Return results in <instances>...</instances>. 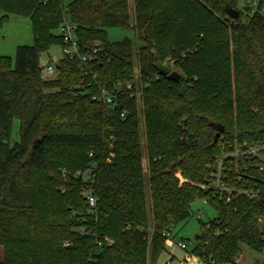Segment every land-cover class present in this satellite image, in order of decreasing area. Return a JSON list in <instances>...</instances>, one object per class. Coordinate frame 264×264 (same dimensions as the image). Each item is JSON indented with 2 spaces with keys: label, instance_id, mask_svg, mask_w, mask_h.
Segmentation results:
<instances>
[{
  "label": "trees",
  "instance_id": "16d2710c",
  "mask_svg": "<svg viewBox=\"0 0 264 264\" xmlns=\"http://www.w3.org/2000/svg\"><path fill=\"white\" fill-rule=\"evenodd\" d=\"M235 1L0 0V26L26 18L33 36L13 61L0 57V264H160L163 233L204 200L216 218L200 222L190 251L202 264L235 263L241 244L262 250L264 183L257 198L228 202L201 189L220 144L264 142V13L245 17ZM64 22L81 52L99 42L92 71L108 91L119 83L114 110L91 99L97 88L75 60L40 79ZM106 28L132 30L141 46L109 42Z\"/></svg>",
  "mask_w": 264,
  "mask_h": 264
},
{
  "label": "built area",
  "instance_id": "2783aa9c",
  "mask_svg": "<svg viewBox=\"0 0 264 264\" xmlns=\"http://www.w3.org/2000/svg\"><path fill=\"white\" fill-rule=\"evenodd\" d=\"M260 3L261 0H245L244 7L241 8V10L245 8L249 10V12L245 13V17H250L257 11L263 14L264 8L262 5L260 6ZM74 31V26L67 22H64L59 27L57 32L61 38L62 45L58 47L60 48L61 56L59 59L54 57L48 58L40 64V79L42 81L55 79L57 76L56 66L62 58L75 60L79 66V71L84 75H90L91 80L97 88V93L92 95L91 99L114 110L118 106L116 86L119 83L115 85V91L111 92L97 82V76L93 73L92 67L96 62L99 49L94 45L90 50L81 52L77 45ZM126 88L130 89V85H127ZM121 116L124 117V114H121ZM213 169L214 171L211 173L210 180L201 186L202 190H212L219 198H225L227 202L235 197H244L246 199L257 198L259 194L258 186L264 183V178L262 177L264 176V142H234L228 146L220 144L219 155L215 160ZM231 169L234 173L229 178L227 171ZM62 172L64 173V171ZM251 172H256L257 176H254ZM84 174H88V170L84 173L77 172L74 177H83ZM85 199L89 207L95 205V199L92 196L87 195ZM203 203L207 204V201L204 200ZM163 236L166 237V243L171 242L172 239L169 232H164ZM107 243L109 242L107 241ZM65 246H68V244H65ZM176 246L186 251L184 243L178 242ZM169 256L172 257L170 252ZM170 257L167 258V264L171 261ZM181 264H202V260L200 256L186 251V256ZM224 264L235 263L227 262Z\"/></svg>",
  "mask_w": 264,
  "mask_h": 264
},
{
  "label": "rangeland",
  "instance_id": "374dc122",
  "mask_svg": "<svg viewBox=\"0 0 264 264\" xmlns=\"http://www.w3.org/2000/svg\"><path fill=\"white\" fill-rule=\"evenodd\" d=\"M75 0H61L63 6ZM237 9L244 7L245 0L235 1ZM241 11V10H240ZM57 33V32H56ZM105 37L109 42H120L125 39L129 40L132 45L133 54L141 46V43L136 38L132 30H124L119 28H106ZM33 44V36L31 31L30 22L26 18L10 16L0 26V57H8L13 61L15 56V50L19 46H31ZM99 42L94 41L92 45H98ZM61 56L60 48L58 46H52L47 51L41 53L39 63L42 64L48 58L59 59ZM135 69L134 73L137 74ZM178 73V71H176ZM138 97L136 98L137 104H139ZM19 141V122L17 119H13L11 126V133L9 138V144L13 145ZM223 144V143H222ZM145 168V161H143ZM198 215V217H197ZM216 218L215 211L203 201H197L190 207L189 218L177 224L172 231L171 242L165 243L166 252L159 258L160 264H167L166 259L169 256V252L175 257V260L170 257L169 264H181L186 256V251L189 252L195 246L196 236L200 234V222L207 223L208 221ZM182 242L186 246V251L179 249L176 243ZM1 258V256H0ZM169 260V259H168ZM235 264H264V246L261 251H254L247 246L241 244L240 250L234 259Z\"/></svg>",
  "mask_w": 264,
  "mask_h": 264
},
{
  "label": "water",
  "instance_id": "95a60500",
  "mask_svg": "<svg viewBox=\"0 0 264 264\" xmlns=\"http://www.w3.org/2000/svg\"><path fill=\"white\" fill-rule=\"evenodd\" d=\"M225 11H226L227 16L232 20H236L239 16V12L237 10L231 8L229 5L226 6ZM56 68L58 69V66H56ZM160 75L166 77V79L168 81H172V82H177L181 78V76L178 73H176V72L168 73L165 70H160ZM215 130H216V132H215L214 137H213V144H216L218 138L223 133L224 129L222 126L217 125ZM197 239H198V236L195 237V240H197Z\"/></svg>",
  "mask_w": 264,
  "mask_h": 264
},
{
  "label": "crops",
  "instance_id": "0c3cea01",
  "mask_svg": "<svg viewBox=\"0 0 264 264\" xmlns=\"http://www.w3.org/2000/svg\"><path fill=\"white\" fill-rule=\"evenodd\" d=\"M171 256H172V258H173L172 260H175V257H174L172 254H171ZM166 260H167V259H166ZM172 260H171V261H172Z\"/></svg>",
  "mask_w": 264,
  "mask_h": 264
}]
</instances>
